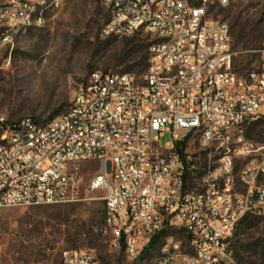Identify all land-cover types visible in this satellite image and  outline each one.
Listing matches in <instances>:
<instances>
[{
    "label": "built area",
    "instance_id": "built-area-1",
    "mask_svg": "<svg viewBox=\"0 0 264 264\" xmlns=\"http://www.w3.org/2000/svg\"><path fill=\"white\" fill-rule=\"evenodd\" d=\"M63 2L54 0L53 8ZM103 2L111 12L105 34L154 36L148 68L93 71L74 97L73 114L58 115L59 127L35 130L32 116L17 124L0 118V209L73 203L83 181L79 166L97 164L87 191L106 193L99 230L117 224L112 247L134 261L153 239L166 238L173 264H239L238 227L248 215L264 217V140L250 134L264 125V47L260 67L237 70L230 25L210 12L217 0ZM23 6L31 2L0 0V48L12 46L21 18L12 9ZM227 129L234 138H226ZM165 133L174 140L163 146ZM35 134H42L40 145H32ZM193 138H202L203 148ZM219 146L228 153L211 165ZM168 231L184 233L193 253L181 252L172 235L163 236ZM63 259L100 264L92 249L65 251Z\"/></svg>",
    "mask_w": 264,
    "mask_h": 264
},
{
    "label": "rangeland",
    "instance_id": "rangeland-1",
    "mask_svg": "<svg viewBox=\"0 0 264 264\" xmlns=\"http://www.w3.org/2000/svg\"><path fill=\"white\" fill-rule=\"evenodd\" d=\"M210 12L214 19L230 25L237 69L245 73L260 67L264 0H221L210 7ZM110 18L103 0H64L59 7H50L41 25L22 31L12 46L0 48V118L11 124L28 116L47 122L70 108L93 71L142 73L154 36L143 30L124 37L107 35L104 26ZM258 128L264 130V125ZM178 135L182 137L186 131ZM173 140L171 133L161 138L163 146ZM193 145L198 148L197 138H193ZM97 171V164L79 166L83 181L73 203L1 208L0 261L64 264L65 251L92 249L100 264H169V255L163 252L166 238L159 239L137 261H132L125 250L111 246V235L99 230L106 193L87 191ZM170 235L181 252L193 253L184 233ZM262 239L264 217L253 216L242 223L233 239L237 259H244L243 264H264L253 262L255 243Z\"/></svg>",
    "mask_w": 264,
    "mask_h": 264
},
{
    "label": "bare ground",
    "instance_id": "bare-ground-1",
    "mask_svg": "<svg viewBox=\"0 0 264 264\" xmlns=\"http://www.w3.org/2000/svg\"><path fill=\"white\" fill-rule=\"evenodd\" d=\"M221 1V0H217ZM31 6H23L21 9H12V17L18 18L16 22V35H12V43L14 38L22 31H26L28 28L34 25L40 24L42 19H45L47 11L54 5V0H29ZM1 35L5 37V29H3ZM73 107H70L62 115H72ZM61 124V116H57L54 119L44 122L37 120L35 122V130H50L51 127H59ZM0 130H2V123H0ZM3 131V130H2ZM113 133H121V125H113ZM226 138H234V129H227ZM4 141L0 140V142ZM42 143V134H35L32 138V145H40ZM198 148H203V139L197 138ZM226 153H228V146H219L216 155H211V165H218V159H225ZM176 225H184V218H176ZM105 234H110L112 238L117 234V224L107 223L105 227ZM150 244V243H149ZM148 246V245H147ZM163 252L168 255H172L171 247H164ZM92 255L96 256L92 250ZM142 254L135 256L137 261ZM169 264H173V260Z\"/></svg>",
    "mask_w": 264,
    "mask_h": 264
},
{
    "label": "trees",
    "instance_id": "trees-1",
    "mask_svg": "<svg viewBox=\"0 0 264 264\" xmlns=\"http://www.w3.org/2000/svg\"><path fill=\"white\" fill-rule=\"evenodd\" d=\"M199 3V2H198ZM198 3H196V4H198ZM149 55H150V52H149ZM148 63H149V56H148V62H147V65H146V67H145V70H147V68H148ZM235 67H236V69H237V66L235 65ZM144 70V71H145ZM237 70H239V69H237ZM144 71H142V72H144ZM58 113L60 112L59 110L57 111ZM65 112V111H64ZM63 113V112H62ZM62 113H60V114H62ZM59 114V115H60ZM259 125H261V124H258V125H256L255 127H253V128H251V130H250V134H251V136H253L255 139H257V140H264V135H263V133H264V130L263 129H261V128H258V126ZM185 145V144H184ZM105 211H106V207H105ZM253 216H251V215H248V216H246L244 219H243V221L241 222V224L242 223H245V222H247V221H249L251 218H252ZM240 224V225H241ZM172 232H175V231H168V232H166V233H164L163 234V236H165L166 234H170V233H172ZM160 238H155V239H153L152 240V242L146 247V249L143 251V253H142V255L143 254H145L147 251H148V249L151 247V246H153L158 240H159ZM234 239V238H233ZM233 248H234V251H235V245L233 244ZM255 249H256V253H255V255L253 256L255 259L253 260V262H258V261H260L261 263H264V239H262V240H260V241H258V242H256L255 243ZM123 250H125V249H123ZM235 256H236V258H238L237 257V254L235 253ZM238 260V262H239V264H243L244 263V259H237Z\"/></svg>",
    "mask_w": 264,
    "mask_h": 264
},
{
    "label": "crops",
    "instance_id": "crops-1",
    "mask_svg": "<svg viewBox=\"0 0 264 264\" xmlns=\"http://www.w3.org/2000/svg\"><path fill=\"white\" fill-rule=\"evenodd\" d=\"M162 264H168L167 262H165V263H162Z\"/></svg>",
    "mask_w": 264,
    "mask_h": 264
}]
</instances>
